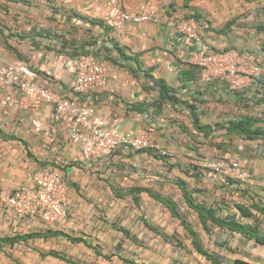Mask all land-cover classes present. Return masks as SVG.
<instances>
[{
  "label": "crops",
  "instance_id": "1",
  "mask_svg": "<svg viewBox=\"0 0 264 264\" xmlns=\"http://www.w3.org/2000/svg\"><path fill=\"white\" fill-rule=\"evenodd\" d=\"M120 1L135 13L143 0ZM170 6L157 22L115 30L104 12H90L81 1L58 6L50 0H0L1 64L23 61L44 83L80 98L71 90L73 51L65 46L94 42L86 49L107 59L110 70L105 85L92 94L93 114L103 126L122 132L148 130L168 154L120 146L87 161L65 124L50 121V110L13 108L0 98V189L26 184L44 166L58 168L67 183V215L53 225L36 218L14 222L0 207V238L22 236L0 243V264H57L51 251L65 243L97 253L100 264H125L117 255L137 262L139 240L150 250L145 264H170V254L177 264L182 251L170 246L167 236L190 234L155 196L174 204L218 264H264V245L217 225L208 224L205 231L183 197L185 188L195 204L210 206L222 218L256 224L264 235V215L251 207L264 202V134L246 139L223 129L245 116L264 129V0H173ZM188 15L205 24L203 42L211 51L253 52L257 72L248 71L235 89L200 80L196 46L165 26L170 17ZM194 115L198 124L213 129L208 137L194 129ZM217 158L238 161L248 179L202 167L204 160ZM236 204L248 207L251 217L241 216ZM67 235L80 240L71 242ZM112 254L111 262L101 260Z\"/></svg>",
  "mask_w": 264,
  "mask_h": 264
},
{
  "label": "built area",
  "instance_id": "2",
  "mask_svg": "<svg viewBox=\"0 0 264 264\" xmlns=\"http://www.w3.org/2000/svg\"><path fill=\"white\" fill-rule=\"evenodd\" d=\"M50 1L60 6L73 0ZM74 1L83 2L90 12H104L105 21L115 30H120L127 23L157 22L160 14L167 8L171 9L173 0H143L135 13L126 11L120 0ZM165 26L171 33L180 34L196 46L193 60L202 81L225 82L235 89L242 86L243 75L258 70L253 52H240L231 48L211 51L203 42L205 24L199 19L192 16L170 17ZM68 66L72 73L71 90L80 98L70 97L44 83L23 61L0 63L1 103L26 111L38 107L50 110V121L65 124L69 140L87 161L111 153L120 146H128L133 150H155L162 156L168 155L155 143L148 130L137 128L132 132H122L115 127L103 126L93 114L89 102L92 94L106 83L110 70L107 59L93 53L79 54L69 59ZM201 165L241 182L249 177L235 160L217 158L204 160ZM66 191V179L58 168L39 167L30 174L26 184L13 189H0V207L14 222L36 218L42 225L50 226L67 215V204L64 202Z\"/></svg>",
  "mask_w": 264,
  "mask_h": 264
},
{
  "label": "trees",
  "instance_id": "3",
  "mask_svg": "<svg viewBox=\"0 0 264 264\" xmlns=\"http://www.w3.org/2000/svg\"><path fill=\"white\" fill-rule=\"evenodd\" d=\"M10 2H15L16 0H7ZM172 7V6H171ZM194 17L196 19H199V16L197 15H188V16H183V17ZM78 46L76 47H72V44L68 43V46L65 44H61V48H63V46L70 47L72 48L71 51L72 54L70 55L71 57L75 56V55H79V54H86V53H93L96 56H100L98 53H94L88 49H86V46H93L95 43L94 42H85V43H76ZM64 49V48H63ZM160 88L166 89L168 90V88L166 86L163 85H159ZM258 120H256L255 118H253L252 116H245L243 118H240L236 121H232L229 123V125L227 127H224L223 129H225L226 134L228 135H237L239 137L242 138H246V139H253V138H257L260 137L261 135L264 134V129H262L261 127L257 126ZM193 125H194V129H196L198 132H200L205 138L208 137L213 129L210 128V126H202L200 124L197 123V117L194 115L193 116ZM183 197L185 198L186 201V205H188L189 208H191L192 210H194L197 215L198 218L200 220L201 225L203 226V229L205 231H208L209 226L210 225H217L221 228L227 229L231 232L234 233H238L242 236H245L247 238H253L255 240V242L264 245V235H262L258 229H257V225L253 224H244L242 222L236 221L234 218L230 217V218H222L220 216H218L217 212L215 211V209L211 208L210 206H205L202 204H195L193 199L191 198V196L189 195V193L185 190V188L183 189ZM155 198L162 202V204H165L166 207L169 209L171 216L175 217L177 219L180 220V223L183 225V227L185 228V230L190 234V239H191V244L194 248V250L198 253L201 254L206 260L210 261L212 264H218L219 262L215 259V257L208 253L206 251V249H204L198 239L197 234L194 232L193 229H191V227H189V225L186 223L185 219L183 217H181V215L179 214L177 208L174 206V204H172L171 201H167L159 196H155ZM261 206H258L257 203L252 204V208L257 210L259 213H262L264 215V202L262 201ZM236 208L238 209L239 213L241 216L243 217H251L252 212L248 207H245L244 205H239L236 204ZM32 235H37V233L34 234H30V236ZM170 236V238H168ZM167 236V240H169V242L171 240H174V237L172 235ZM67 239L71 242H78L80 239L77 238H72L69 237L68 235L66 236ZM21 237H2L0 238V243H8V244H12L13 242L21 239ZM25 238V236L23 237ZM171 243V242H170ZM173 245L181 246L182 243L180 240H176L175 242L173 241L172 243ZM51 255L57 258H61L65 261H67L68 263H75L69 259H66L64 257H61L58 253L56 252H51ZM114 255H105L103 256L104 258H108L109 260L113 257ZM122 259V261L125 264H145V263H137L134 262L130 259L124 258L122 256H118ZM234 264H249L247 262L241 261V260H235Z\"/></svg>",
  "mask_w": 264,
  "mask_h": 264
},
{
  "label": "rangeland",
  "instance_id": "4",
  "mask_svg": "<svg viewBox=\"0 0 264 264\" xmlns=\"http://www.w3.org/2000/svg\"><path fill=\"white\" fill-rule=\"evenodd\" d=\"M3 11L2 8H0V13ZM0 21H1V16H0ZM125 209L130 211L131 207L130 206H125ZM187 211V210H186ZM185 210L183 212L186 213ZM174 237V240H171L169 242L170 246L174 247L175 249L177 248L179 251H182L181 258L177 261V264H212L210 261L206 260L205 258H199V255H196V251L194 250L192 244H191V239L190 237H181L176 233L173 232L171 234ZM170 238V236L168 237ZM176 240H180L182 245L181 246H176L173 245V241L175 242ZM139 244L141 246V255L138 256L137 258V263H144L146 259H149L150 257V250L148 248V244L145 240H139ZM60 247V248H59ZM59 247L57 249H53L51 252H56L58 253L61 257H64L66 259H69L75 263L71 264H100V259L98 258V254L96 255L89 254L86 252L84 248H79L76 245H69L65 243L64 245L59 244ZM155 253V252H154ZM174 253V250H173ZM156 254V253H155ZM169 262L170 264H174L176 262L174 255H169ZM101 260L103 261V256ZM159 257V256H158ZM199 258V259H198ZM50 260H54L57 262V264H69L67 261L61 259V258H53ZM106 262H111L108 258L106 259ZM168 264V263H167Z\"/></svg>",
  "mask_w": 264,
  "mask_h": 264
}]
</instances>
